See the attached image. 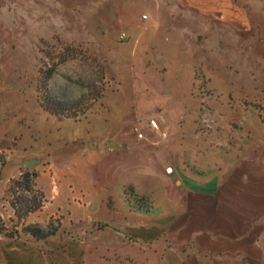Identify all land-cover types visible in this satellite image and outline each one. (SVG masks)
I'll use <instances>...</instances> for the list:
<instances>
[{"label":"rangeland","instance_id":"1","mask_svg":"<svg viewBox=\"0 0 264 264\" xmlns=\"http://www.w3.org/2000/svg\"><path fill=\"white\" fill-rule=\"evenodd\" d=\"M184 100L186 110L168 109ZM179 118L225 140L221 153L250 154L264 172V0H0V168L7 158L39 159L32 168L21 161L6 202L40 200L44 223L32 215L23 224L52 232L22 239L28 247L0 245V264L166 260L168 224L152 222L166 210H153L149 197L128 186L126 208L109 198L77 202L104 176H95L90 155L116 152L124 138L134 140V128L150 136L149 119L159 126ZM66 159L81 181L74 203L55 211L38 184L54 187L46 167ZM25 170L28 190L12 185ZM0 214L5 228H22Z\"/></svg>","mask_w":264,"mask_h":264},{"label":"crops","instance_id":"2","mask_svg":"<svg viewBox=\"0 0 264 264\" xmlns=\"http://www.w3.org/2000/svg\"><path fill=\"white\" fill-rule=\"evenodd\" d=\"M172 106L168 109H187L185 100L174 101ZM159 126L161 132L156 135L147 128L150 136L124 138L117 144L116 152L113 147L107 149L110 155H90L88 161L97 167L95 176L101 170L104 176L94 178L86 191H80L78 199L84 202H77L78 206L88 207L92 201L103 203L102 198H109L126 208L129 196L125 189L129 186L136 195L149 197L153 210H166L152 220L155 224H168L167 243L172 252L160 264H261L262 167L251 162L250 154L241 157L234 151L221 153L218 147L223 148L225 140L202 135L197 131L201 127L198 122L179 118L167 123L162 119ZM7 159L0 168V209L13 217L5 190L10 180L19 176L21 161L24 166L26 159L24 156ZM72 165L67 159L56 166L48 165L46 169L52 168L56 175V184L51 187L53 177L54 182L46 186L38 184L55 211H63L70 201L74 203L70 193L81 180L71 170ZM102 182L111 184L110 189L98 187ZM44 207L27 215L24 224L30 222L32 215L31 222L44 223L47 218ZM19 242L28 247L22 239L14 241L0 236V245Z\"/></svg>","mask_w":264,"mask_h":264},{"label":"trees","instance_id":"3","mask_svg":"<svg viewBox=\"0 0 264 264\" xmlns=\"http://www.w3.org/2000/svg\"><path fill=\"white\" fill-rule=\"evenodd\" d=\"M33 183L34 182L33 180H31V175L28 172V170H25L23 173H21L18 179L12 181L13 186H15L16 188L23 187L25 190H28L31 187L34 188ZM9 205L13 210V217L16 220L20 221V226L22 228L20 230H18V227H13L11 229H8L5 228L0 221V236H3L6 239L14 240V241L19 239H23V240L25 239V241H30L31 239H33L34 241H39V240H43L49 235H52L51 231L50 232L46 231L43 233L39 229L23 224V220L28 214L33 213L37 211L39 208H41L40 200H35L34 198L31 200L18 198L17 200H13L9 202Z\"/></svg>","mask_w":264,"mask_h":264},{"label":"built area","instance_id":"4","mask_svg":"<svg viewBox=\"0 0 264 264\" xmlns=\"http://www.w3.org/2000/svg\"><path fill=\"white\" fill-rule=\"evenodd\" d=\"M147 127H148V129H150L153 132H157L159 130L158 123L154 119H149L147 121ZM134 132H135L137 138H143L142 133L139 132L137 128H134Z\"/></svg>","mask_w":264,"mask_h":264},{"label":"water","instance_id":"5","mask_svg":"<svg viewBox=\"0 0 264 264\" xmlns=\"http://www.w3.org/2000/svg\"><path fill=\"white\" fill-rule=\"evenodd\" d=\"M39 162V159H27L24 163L25 168H32Z\"/></svg>","mask_w":264,"mask_h":264}]
</instances>
